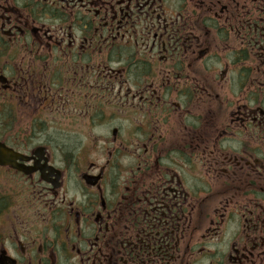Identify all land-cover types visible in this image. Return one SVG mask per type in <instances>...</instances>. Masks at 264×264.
I'll list each match as a JSON object with an SVG mask.
<instances>
[{
	"label": "flooded vegetation",
	"instance_id": "flooded-vegetation-1",
	"mask_svg": "<svg viewBox=\"0 0 264 264\" xmlns=\"http://www.w3.org/2000/svg\"><path fill=\"white\" fill-rule=\"evenodd\" d=\"M0 264H264V0H0Z\"/></svg>",
	"mask_w": 264,
	"mask_h": 264
},
{
	"label": "rangeland",
	"instance_id": "rangeland-1",
	"mask_svg": "<svg viewBox=\"0 0 264 264\" xmlns=\"http://www.w3.org/2000/svg\"><path fill=\"white\" fill-rule=\"evenodd\" d=\"M119 109L111 111H106L105 113H101L100 118V126L91 129V130H83V137L80 135H76L77 131L74 129H67L63 125H56L52 127V131L54 136L62 135L66 137L68 141H64L65 144H68L69 151H73L76 146L75 140L78 138L80 142L86 145H94V147L98 146L100 149V154H108L110 152V143L112 140L111 131H112V115L115 114L116 118L123 119L124 115L119 112ZM53 118H57L56 114L52 115ZM123 122V121H120ZM84 138V139H83ZM99 154V155H100ZM101 158V157H100ZM99 159V158H97Z\"/></svg>",
	"mask_w": 264,
	"mask_h": 264
}]
</instances>
